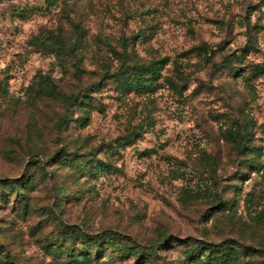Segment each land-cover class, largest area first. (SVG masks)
I'll return each instance as SVG.
<instances>
[{
  "label": "rangeland",
  "instance_id": "374dc122",
  "mask_svg": "<svg viewBox=\"0 0 264 264\" xmlns=\"http://www.w3.org/2000/svg\"><path fill=\"white\" fill-rule=\"evenodd\" d=\"M86 254L264 264V0H0V264Z\"/></svg>",
  "mask_w": 264,
  "mask_h": 264
},
{
  "label": "trees",
  "instance_id": "16d2710c",
  "mask_svg": "<svg viewBox=\"0 0 264 264\" xmlns=\"http://www.w3.org/2000/svg\"><path fill=\"white\" fill-rule=\"evenodd\" d=\"M138 35L139 36H144V32L142 33V32H139L138 33ZM130 39L129 38H126L125 39V42H124V44H123V46H124V48L126 49V48H128V41H129ZM126 68H128V69H138L139 68V70L140 69H149V65H146V64H142V65H135V66H129V67H126V66H122L121 68H120V71L118 72V74H121L122 72H124V70L126 69ZM153 70L156 72V68H153ZM53 91L55 92L56 90H55V88H53ZM244 134H248V131H245V133ZM152 249H155V247L153 248L152 247ZM90 254H86L85 256H83L82 257V259H81V261H79L81 264L82 263H84V262H87V260L88 259H90Z\"/></svg>",
  "mask_w": 264,
  "mask_h": 264
}]
</instances>
